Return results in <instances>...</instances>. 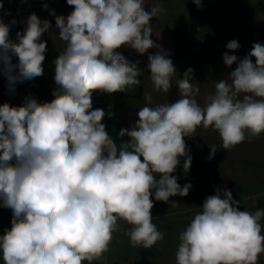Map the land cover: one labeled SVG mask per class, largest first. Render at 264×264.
<instances>
[{"label":"clouds","instance_id":"clouds-1","mask_svg":"<svg viewBox=\"0 0 264 264\" xmlns=\"http://www.w3.org/2000/svg\"><path fill=\"white\" fill-rule=\"evenodd\" d=\"M67 4L74 9L67 17L52 11L65 45L54 61V99L0 105V201L12 210L11 228L0 236L4 264H107L104 254L120 221L130 226L125 235L131 246L151 249L164 238L153 222L152 197L168 203L192 187H181L173 175L181 157L185 174L191 166L184 138L211 127L228 150L264 133V44L257 42L238 63L236 55L223 54L226 66H237L215 84L203 106L195 99L199 88L189 68L176 80L179 98L140 108L131 128L120 130L119 137L129 139L118 147L102 123L104 109H93V93L134 92L140 85V61L123 56L122 46L141 56L156 48L147 64L153 91L169 92L177 70L150 38V21L165 9L159 3L146 9L145 0ZM26 25L13 42L9 25L0 21V63L9 91L44 74L47 43L41 36L51 24L32 13ZM239 47L236 40L226 45L233 52ZM210 150L215 154L214 145ZM239 206L231 190L223 198L219 189L206 197L179 235L175 264H258L264 209L253 213Z\"/></svg>","mask_w":264,"mask_h":264},{"label":"rangeland","instance_id":"rangeland-1","mask_svg":"<svg viewBox=\"0 0 264 264\" xmlns=\"http://www.w3.org/2000/svg\"><path fill=\"white\" fill-rule=\"evenodd\" d=\"M0 3L3 4L0 21L9 25V38L13 42L16 41L17 32H23L26 28V20L32 13L51 24L49 31L41 36V40L47 43L42 76L18 82L9 91L0 63V105L22 106L27 97L36 98L40 103L51 102L53 92L58 88L54 81V61L65 46L59 39L55 15L67 17L74 10L73 6H69L67 0H0ZM157 3L163 6L165 12L150 21L153 29L150 38L169 54L177 70L172 88L168 93L153 91L147 64L148 55H154L156 48L149 49L141 56L135 50L122 46L118 51L123 56L131 62L140 61L139 67L143 70L138 77L140 85L134 92L101 93L102 96L98 98L92 96L93 109H104L106 116L102 123L118 147L129 139L119 137L120 130L131 128L138 119L136 113L140 108L146 104L155 107L172 103L179 98L176 80L189 68L193 70L191 82L199 88L195 99L203 106L205 98L215 92V84L227 79L239 60L252 50L253 44H264V0H201L199 7L193 0H145V7L150 9ZM53 10L55 15L52 14ZM232 40L240 45L234 52L226 48ZM225 52L236 55L237 63L226 66L223 61ZM252 60L255 63V58ZM12 62L18 63V57L13 56ZM145 94L151 95L150 102L145 99ZM194 135L184 138L188 154L192 157L189 171L185 174V158L181 157L180 165L173 173L181 187L188 183L192 185L189 194L170 197L168 203L152 197L153 222L163 233V240L151 249L133 247L125 235L130 226L120 221L121 230L113 234L109 251L104 254L107 264H175L179 235L194 215L201 211L205 198L216 194L218 189L221 198L224 190H231L233 199L239 201L241 211L254 213L264 209V133L228 150L223 149L218 132L211 127H198ZM213 145L215 154H211L210 150ZM173 201L179 206L170 208ZM11 220L12 210L3 207L0 201V236L11 228ZM261 224L264 225V218ZM0 264H4L2 253ZM93 264L103 262L94 261ZM258 264H264V254L260 256Z\"/></svg>","mask_w":264,"mask_h":264},{"label":"built area","instance_id":"built-area-1","mask_svg":"<svg viewBox=\"0 0 264 264\" xmlns=\"http://www.w3.org/2000/svg\"><path fill=\"white\" fill-rule=\"evenodd\" d=\"M102 96V94H101V92H94L93 93V97H101Z\"/></svg>","mask_w":264,"mask_h":264}]
</instances>
